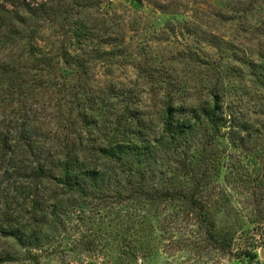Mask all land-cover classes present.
<instances>
[{
	"label": "rangeland",
	"instance_id": "1",
	"mask_svg": "<svg viewBox=\"0 0 264 264\" xmlns=\"http://www.w3.org/2000/svg\"><path fill=\"white\" fill-rule=\"evenodd\" d=\"M241 1L100 0L97 7L78 11L71 0H54L57 17L43 23L37 49L31 50L21 36L6 40L4 33L0 39V118L38 126L48 148L59 146L69 131H82L77 116L84 111L101 119L93 126L102 132L103 127L110 130L108 119L121 117L123 129L131 126L146 140H157L169 102H185L189 111L216 92L250 128L243 147L227 148L225 143L232 141L227 138L214 147V156L228 150V158L210 193L223 188L231 197L223 212H216V223H243L232 252L210 246L206 228L185 202L176 200L151 211L156 223L159 218L168 228L155 231L160 245L153 264H264V0ZM79 23L87 28V39L80 43L72 37ZM237 142L242 144L241 137ZM183 148L157 147L142 167H151L147 178L162 184L181 162ZM231 166L241 168L251 182L237 186L228 181ZM119 169L118 188H136L138 173ZM181 182L179 191L184 190ZM118 192L112 186L107 201L113 203L111 218L107 207L92 209L93 222L75 216L53 245L32 252L39 264H116L121 235L110 232L119 211ZM247 249L257 255L255 260L239 258ZM3 252L18 258L4 264H35L12 241H0Z\"/></svg>",
	"mask_w": 264,
	"mask_h": 264
},
{
	"label": "trees",
	"instance_id": "2",
	"mask_svg": "<svg viewBox=\"0 0 264 264\" xmlns=\"http://www.w3.org/2000/svg\"><path fill=\"white\" fill-rule=\"evenodd\" d=\"M86 1L71 0L70 6L88 11L100 3V0ZM153 6L162 9L164 4L157 6L154 2ZM53 17H57L54 0H0V39L21 36L29 40L30 49L35 50L43 23ZM84 24L79 23L72 34L78 43L87 39ZM4 33L6 35L2 36ZM185 105L175 100L169 102L157 140H146L131 126L123 129L121 117L108 119L110 130L107 133L108 128L103 127L105 132H102L96 126L98 118L88 111L79 112L77 121L83 124L82 131H69L73 135L69 134L59 146L50 148L43 142V130L38 126L10 124L0 118V241H12L28 254L29 261L39 264V256L32 252L53 245L75 216L82 222H93L92 209L100 211L106 207V215L110 218L114 215L113 203H107L114 186L120 193L116 196L117 205H122L121 209L116 207L118 222L114 218L111 222L110 236L121 235L116 264L154 263L160 245L155 231L168 228L159 218L156 223L157 214L151 211L154 206L176 200L185 202L198 224L206 228V242L223 254H230L243 223L222 226L216 223V212H223L221 209L231 203V197L223 188L210 193L222 174L223 161L228 158V150L214 156V147L223 144L226 138L232 140L225 143L227 148L243 147V140L249 138L251 130L233 111L234 107L227 105L226 108L223 97L217 92L206 104H194L189 111ZM202 127L209 135L202 132ZM95 128L97 134L93 132ZM238 137L242 144L234 145ZM183 145L185 155L170 177L165 174L162 184L147 178L151 167H142L150 161L157 147L175 152ZM119 168L127 169L132 175L138 173L140 181L136 188H118L122 173ZM242 171L231 166L226 179L237 186L250 183ZM181 181L185 182L182 188L188 191L178 190ZM238 255L251 261L257 258L253 250L248 249ZM0 259L2 264L18 261L16 255L7 252H3Z\"/></svg>",
	"mask_w": 264,
	"mask_h": 264
},
{
	"label": "water",
	"instance_id": "3",
	"mask_svg": "<svg viewBox=\"0 0 264 264\" xmlns=\"http://www.w3.org/2000/svg\"><path fill=\"white\" fill-rule=\"evenodd\" d=\"M137 3H142V0H135Z\"/></svg>",
	"mask_w": 264,
	"mask_h": 264
}]
</instances>
